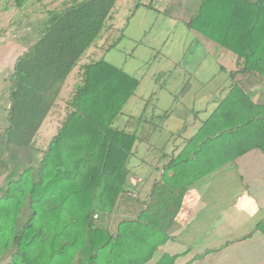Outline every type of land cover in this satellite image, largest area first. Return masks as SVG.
Here are the masks:
<instances>
[{"label": "trees", "instance_id": "trees-1", "mask_svg": "<svg viewBox=\"0 0 264 264\" xmlns=\"http://www.w3.org/2000/svg\"><path fill=\"white\" fill-rule=\"evenodd\" d=\"M14 1L21 5L25 0ZM116 2L66 0L49 10L42 35L16 60L8 124L0 133L3 264H145L173 238L191 186L249 149L264 153V104H255L233 83L185 145L164 155L161 175L139 212L121 218L113 229L110 223L96 225L100 216L120 210L128 192L127 160L139 139L136 130L114 125L138 78L104 58L78 64L111 28ZM141 5L138 1L135 7ZM186 25L237 57L231 77L237 72L264 75V0H199ZM76 66L78 83L61 97ZM60 108L64 114L38 158L37 132ZM25 205L27 217L19 224ZM255 229L264 234V220ZM175 261V255L163 253L154 264Z\"/></svg>", "mask_w": 264, "mask_h": 264}, {"label": "rangeland", "instance_id": "rangeland-1", "mask_svg": "<svg viewBox=\"0 0 264 264\" xmlns=\"http://www.w3.org/2000/svg\"><path fill=\"white\" fill-rule=\"evenodd\" d=\"M7 1L0 0V133L8 124L9 88L15 60L38 37L47 9L59 6L63 0H29L17 8H11ZM138 1L150 3L149 0H117L110 20L112 27L94 40L78 62L104 58L139 80L134 94L114 122L120 128L136 130L139 137L133 155L127 160L128 192L116 215L100 216L96 220V225L110 223L112 229L121 218L134 217L139 212L150 186L160 177L164 155L172 151L174 137L170 133L175 130L178 123L175 116L184 107L182 105L189 102L191 94L200 88V84L224 79L223 74L213 78L217 71L216 63L201 46L203 42L211 44L212 41L187 29L184 23V19L194 14L193 9L199 0H170L167 10L159 8L161 0L151 2L159 10L145 6L136 8ZM218 49L223 52V58H220L223 65L227 69L232 68L231 59H236V56L224 48ZM77 73L78 66L64 82L61 97H67L72 92L78 83ZM188 81L192 89L186 95L180 87ZM153 92L158 100L155 109L148 103L150 97L154 99ZM169 108L173 111L170 120L165 121L164 111ZM63 114L64 110L60 108L58 113L49 115L39 128L35 137L38 158ZM193 118L192 115L188 117L185 137L193 131L190 128ZM166 142V147L161 148V144ZM27 213L25 205L19 215V224L26 219ZM0 264L3 262L0 261Z\"/></svg>", "mask_w": 264, "mask_h": 264}, {"label": "crops", "instance_id": "crops-1", "mask_svg": "<svg viewBox=\"0 0 264 264\" xmlns=\"http://www.w3.org/2000/svg\"><path fill=\"white\" fill-rule=\"evenodd\" d=\"M28 1L25 0L21 5ZM65 1L59 6L47 9V15L43 14L40 23L38 37L27 45L20 55L42 35L49 10L61 8ZM149 1L150 3L140 1L141 6L148 7L147 4H150L148 8L167 10L171 5L170 0H161L157 8L151 3L153 0ZM7 3L11 8L19 7L14 0H8ZM197 8L198 4L193 9L194 14ZM192 15L184 19L186 27ZM201 46L216 63L217 71L213 78L217 74H223L224 79L220 82L207 81L200 84V88L191 94L189 102L182 105L184 107L175 116L178 123L175 124L174 132L170 133V136L174 137L171 143L172 151L165 153L166 155L176 154L185 145L187 139L225 97L233 83H236L255 104H264V75L237 72L231 77L230 72L237 70V57L231 59L232 68L227 69L220 59L223 58V52H220L219 46L212 42H203ZM191 89L189 81L180 87L186 95ZM153 97L154 101L150 97L148 103L155 109L158 104L155 92ZM172 111L170 108L164 111L165 121L170 120ZM191 115L194 117L190 124L193 131L189 137H185L184 133L188 128L186 126H189L188 117ZM167 142L161 144V148L164 149ZM261 220H264V153L252 148L238 156L233 163L213 172L185 192L171 231L173 238L159 246L153 258L145 264H154L163 253L175 255V264H264V234L255 229Z\"/></svg>", "mask_w": 264, "mask_h": 264}]
</instances>
